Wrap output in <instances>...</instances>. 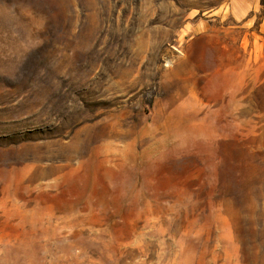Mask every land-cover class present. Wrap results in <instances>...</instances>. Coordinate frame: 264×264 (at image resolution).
Returning <instances> with one entry per match:
<instances>
[{
    "label": "rangeland",
    "instance_id": "374dc122",
    "mask_svg": "<svg viewBox=\"0 0 264 264\" xmlns=\"http://www.w3.org/2000/svg\"><path fill=\"white\" fill-rule=\"evenodd\" d=\"M0 264H264V0H0Z\"/></svg>",
    "mask_w": 264,
    "mask_h": 264
}]
</instances>
